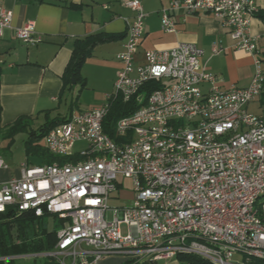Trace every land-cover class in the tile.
<instances>
[{
  "label": "built area",
  "instance_id": "built-area-1",
  "mask_svg": "<svg viewBox=\"0 0 264 264\" xmlns=\"http://www.w3.org/2000/svg\"><path fill=\"white\" fill-rule=\"evenodd\" d=\"M125 6L133 17L116 55L121 67L113 93L101 107L71 114L41 141L59 157L72 156L74 144L84 142L78 153L83 160L22 164L0 180V213L14 209L56 217L62 223L56 244L47 253L0 260L42 256L58 264H99L121 256L155 263L191 256L207 264H264V201L258 204L264 199V115L247 110L264 82L259 57L264 34H249L254 0H170L159 11L166 33L175 32L176 19L210 15L228 30L234 49L253 58L250 84L228 90L206 71L202 52L192 44L145 51L143 64H135L145 13L139 0ZM11 19L0 3V37ZM15 37L25 45L40 42L31 22L16 29ZM211 53L218 56L222 49L214 45ZM116 99L138 106L115 124L119 142L103 131ZM2 171L9 169L0 157ZM119 178L130 180L133 199L128 206L110 207Z\"/></svg>",
  "mask_w": 264,
  "mask_h": 264
},
{
  "label": "crops",
  "instance_id": "crops-1",
  "mask_svg": "<svg viewBox=\"0 0 264 264\" xmlns=\"http://www.w3.org/2000/svg\"><path fill=\"white\" fill-rule=\"evenodd\" d=\"M127 1L0 0V3L12 12L11 28L5 30L0 37L1 126L11 125L21 117L33 119L34 124L42 118V124L46 117H67L73 113L88 112L98 108L81 110L77 104L71 106L72 102L66 106L67 92L76 88L78 91L79 87L73 86L63 91L62 76L77 40L95 34L115 36L114 41L93 50L103 51L110 46H116L115 63L110 77V87H113L116 74L121 67L116 55L122 51L126 40V21L133 17L132 11L125 6ZM139 1L145 13L144 35L134 56L135 64H143L145 51L170 50L179 43L192 44L202 52L200 62L208 73L217 77L221 89H243L250 84L254 74L253 58L241 50L234 49L228 30L213 17L200 14L188 17L185 21L176 19L175 32L166 33L160 27L159 11L167 6L170 0ZM254 4L257 13L264 10V0H254ZM103 6H107V9ZM257 13L250 21L249 34L261 38L264 34V21L258 18ZM29 22L34 25L35 37L40 39V42L34 46L25 45L15 37V30ZM214 45L222 49V53L218 56H213L211 53ZM259 57L264 65L262 40L259 42ZM91 58L92 55L85 61L80 72L81 77L85 79L86 87L89 84V77L84 73V69ZM262 69L264 73V66ZM244 70L247 72L243 73ZM107 89L101 88L98 92L103 96L109 95ZM41 124H37L36 127ZM77 143L84 145L79 152L86 148L84 142H76L74 147ZM73 149L72 156H79V152L73 153ZM7 173L5 171L0 173L3 181L10 177ZM132 199L133 194L126 199L127 203L118 208L128 206ZM234 260L245 261L240 256H235ZM67 261L69 262V259ZM41 264L58 263L54 260L43 261ZM99 264L180 263L177 259L136 263L121 256H112L103 259ZM248 264L263 263L251 260Z\"/></svg>",
  "mask_w": 264,
  "mask_h": 264
},
{
  "label": "trees",
  "instance_id": "trees-1",
  "mask_svg": "<svg viewBox=\"0 0 264 264\" xmlns=\"http://www.w3.org/2000/svg\"><path fill=\"white\" fill-rule=\"evenodd\" d=\"M257 16L264 21V10L258 12ZM115 39V36L95 34L75 42L71 57L62 76L63 91L65 88L79 87L75 101L71 103V106L76 104L79 94L86 87L85 79L80 74L85 61L91 56L92 51L96 47L112 42ZM259 100L261 105L264 106V82ZM137 108L138 106L134 101L124 103L120 99L114 100L110 104L103 121L104 133L115 142H119L115 133V124L119 119L135 112ZM68 117H46L44 122L36 128H33V119L29 117H21L8 126H1L0 118V139L7 142L5 148L1 149L0 155L8 153L15 136L26 134L27 137L24 141L25 156L26 158L35 159L38 162L37 165H61L67 161H82L83 159L77 155L70 157L53 156L41 144L44 136L55 127L65 123ZM46 216L51 217L53 220L54 225L51 230L48 229L47 224L44 222V217ZM61 224V221L56 217L47 213L41 217H36L30 211L20 212L14 209H8L4 213H0V259L39 255L52 251L56 244V232L61 227ZM177 261L180 264H207L191 256H178ZM12 262V259L0 260V264H12Z\"/></svg>",
  "mask_w": 264,
  "mask_h": 264
},
{
  "label": "rangeland",
  "instance_id": "rangeland-1",
  "mask_svg": "<svg viewBox=\"0 0 264 264\" xmlns=\"http://www.w3.org/2000/svg\"><path fill=\"white\" fill-rule=\"evenodd\" d=\"M115 51L116 46H110L108 48H105L103 51H93L92 52V58L87 63V66L84 69V73H86L89 77V84L87 85L86 89L84 88L83 91L79 94L78 99L76 100V104L78 107H80L81 110L89 109L92 107H101L106 103V96L107 95H101L99 94L98 90L101 88L109 90L108 94L113 93V87H110V77L112 70L114 68L115 63ZM262 63V67H263ZM247 70H244L243 73H246ZM254 73V68H253ZM110 87V88H109ZM77 88L74 91L67 92L65 100H66V106L70 104V102L75 101V95L77 94ZM247 110L250 113H253L255 115H264V106L261 105V102L259 99L251 103ZM42 118L38 120L34 124V127L37 126V124H41ZM26 134H19L14 137L12 145L8 151L7 154H1L0 157L3 159L5 164L8 166L9 171L6 173L9 174V176L13 175L14 173L18 172V170L21 168L22 164H29V165H37L38 162L35 159L32 158H26L24 153V141L26 139ZM7 142H4L0 139V151L2 148H5ZM83 143H77L73 149V153L79 152V150L83 147ZM0 180L1 176H0ZM118 182L121 184V189L119 192V195H117V192H114L110 196L109 200V206L110 207H119L123 206L125 203H127L126 199H129V197L133 194V188L130 180L119 178ZM264 199L260 198L258 200V204L263 203ZM105 218L107 221H111L112 214L110 211H108L105 215ZM44 222L47 224V227L49 230L52 229V226L54 225L52 222L51 217H44ZM57 224V223H55ZM122 231L125 233V228L122 227ZM12 264H41L43 261H54V259L37 256V257H29V258H13Z\"/></svg>",
  "mask_w": 264,
  "mask_h": 264
},
{
  "label": "water",
  "instance_id": "water-1",
  "mask_svg": "<svg viewBox=\"0 0 264 264\" xmlns=\"http://www.w3.org/2000/svg\"><path fill=\"white\" fill-rule=\"evenodd\" d=\"M73 83V82H72Z\"/></svg>",
  "mask_w": 264,
  "mask_h": 264
}]
</instances>
